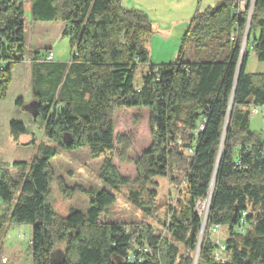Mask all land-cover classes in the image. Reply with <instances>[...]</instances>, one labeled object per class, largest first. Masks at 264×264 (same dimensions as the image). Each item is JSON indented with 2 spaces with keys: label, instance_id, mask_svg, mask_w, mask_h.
<instances>
[{
  "label": "trees",
  "instance_id": "1",
  "mask_svg": "<svg viewBox=\"0 0 264 264\" xmlns=\"http://www.w3.org/2000/svg\"><path fill=\"white\" fill-rule=\"evenodd\" d=\"M253 1L246 0L248 7L239 15H234L238 0H224L197 13L181 39L177 60L154 65L147 48L153 35L150 18L125 8L121 0H31L34 22L64 24L62 38L69 40L72 56L70 63L33 60L32 123L60 149L89 148L92 158L104 156L100 179L120 190L131 181L121 175L112 155L125 161L129 147L126 136L115 133L113 113L147 109L152 143L132 160L136 182L143 186L168 177L176 159L185 166L186 194L164 224L166 235L156 236L148 224L129 232L101 221L105 209L117 201L106 190L91 197L87 213L76 211L73 197L86 191L68 187L54 174L51 161L57 151L41 144L22 181L15 180L10 170L26 169V163L0 167V203L8 210L0 212V239L8 224L30 225L33 264H52L55 253L62 254L63 264H194V258L181 255L170 239L190 253L197 251L204 223L197 202L211 191L236 86L198 264H264V139L251 130L249 111L264 107V74L246 72L247 56L236 85ZM24 17V0H0L1 101L7 98L15 66L24 60ZM255 31L259 35L252 48L264 63V0H255L248 42ZM232 32L237 35L234 43H230ZM221 37L231 45L223 61H184L189 45L204 49L208 41ZM140 65L149 70L137 90L134 79ZM30 104L16 101L25 112ZM9 128L15 142L28 133L21 122L12 121ZM150 196L156 197L154 192ZM129 199L145 215H152V202H145L141 191L130 192ZM215 225L228 232L220 262L211 237ZM59 245L64 250H57Z\"/></svg>",
  "mask_w": 264,
  "mask_h": 264
},
{
  "label": "rangeland",
  "instance_id": "2",
  "mask_svg": "<svg viewBox=\"0 0 264 264\" xmlns=\"http://www.w3.org/2000/svg\"><path fill=\"white\" fill-rule=\"evenodd\" d=\"M180 0H124L122 4L134 3L150 18L152 25L159 33L166 32L168 35L172 32L165 52L161 58L155 57L160 49L154 44L153 54L150 51V40L147 48L150 51V59L158 64L174 63L179 55L181 40L179 35H184L189 25L182 22L192 20L195 13L204 12L208 7H216L224 0H216L213 4H208L205 0L202 6H198L200 0L191 11V1L186 3H177ZM209 5V6H207ZM31 0H24L25 7V40L26 49L24 52L25 62H29L38 57L44 61L49 52H54V63H67L71 59V49L69 40L61 36L64 30L63 23H42L34 22L31 14ZM127 7V6H125ZM194 11V12H193ZM192 13V15H191ZM249 17V15H248ZM187 23V22H186ZM183 24V25H182ZM248 27V26H246ZM250 29V26H249ZM246 34L244 31L242 42ZM259 31H255L247 41L243 53V59L247 56L248 74H264V63L257 60L253 50L254 39L258 37ZM231 43V41H230ZM178 51V52H177ZM231 52V45L227 43L226 37L208 41L207 47L198 49L195 44L189 45L186 49L184 61L188 63L213 62L215 60L223 61ZM47 63V61H44ZM49 63V62H48ZM53 63V62H51ZM242 64V63H241ZM148 65H140L134 79V86L140 90L143 86V77L148 72ZM27 74V87H28ZM27 98V94L24 95ZM14 94L4 101H0V167L3 165L13 166L14 163H26L24 168H11L12 176L15 180L22 181L38 156V148L41 144H48L57 151L56 157L51 161V170L55 175L62 177L68 187H82L86 193H76L73 197V208L81 213H87L90 208V199L103 190L108 191L117 199L116 203L105 209L101 216L103 223L117 224L127 231L131 232L135 227L141 224H148L153 227L155 235H166L164 224L170 221L172 209L179 208V202L183 200L186 194V185L184 182L185 166L178 163L176 159L171 161L172 170L170 175L164 178H154L151 182L141 186L137 184L136 170L134 163L151 145V127L149 124V111L147 109H118L113 113L115 133L117 136L124 135L128 140V150L126 151L125 161H121L118 154L112 155L113 160L122 176L130 179L128 186L120 190H113L100 179V173L105 157L94 159L91 156L89 148L79 150H63L54 143L49 142L44 134V130L38 128L30 121V116L22 109L16 107ZM30 102L26 104H30ZM252 107L249 111H251ZM17 121L23 123L28 130L26 135L20 137L18 142L13 141L9 135L10 122ZM250 127L259 137L264 139V107L260 112L251 114ZM35 140V141H34ZM34 141V142H33ZM118 151L119 148H117ZM131 160V162H130ZM10 170V171H11ZM141 191L145 202H152V215L147 216L130 199V192ZM155 196L150 199V193ZM8 210L1 209L2 213ZM214 242L218 239L224 241L228 237V232L223 229L218 236L211 235ZM32 238V227L30 225L8 224L0 239V264H33L30 251V242ZM179 249L184 257L191 256L195 258L196 253H190L185 246L170 239ZM57 250H64V245H59ZM226 256V255H224ZM54 260H61V255L55 253ZM216 258V254H215ZM227 260V257H226Z\"/></svg>",
  "mask_w": 264,
  "mask_h": 264
},
{
  "label": "crops",
  "instance_id": "3",
  "mask_svg": "<svg viewBox=\"0 0 264 264\" xmlns=\"http://www.w3.org/2000/svg\"><path fill=\"white\" fill-rule=\"evenodd\" d=\"M121 1H122V4H123L124 3V0H121ZM190 1L192 3L191 4V11H192V10H194V7L197 4L198 0H190ZM204 1L205 0H200L198 6H202V4H203ZM215 1L216 0H208V2H210L208 4H211L212 5L213 2H215ZM181 2L186 3V2H189V1H187V0H180L177 3H181ZM125 6H127V7H125ZM125 6L124 7L127 8V9H134V10L141 11L143 13L146 12L143 9H141L140 7H138L137 5H135L134 3H127V4H125ZM207 6H209V5H207ZM208 8H212V7L210 6ZM197 13H199V12L197 11L195 13L194 17L196 16ZM191 15H192V13H191ZM24 22H26V17H24ZM190 22L191 21L187 19L186 21H184L182 23L183 24L185 23V24H188L189 25ZM62 33H63V31H62ZM62 33H61V36H62ZM171 34H172V32H170L169 35L166 32L159 33L153 27V36H152V38L150 40V46H151L150 51L153 54V51H155L154 50V44L155 45L157 44L156 46H158V48L160 49L157 53L155 52V57L157 58V60H158V58H161L163 56L162 53L165 52V49L168 46L169 40L171 39L170 38ZM179 36H180L179 37V41H180L182 39L183 35L181 34ZM150 51H149V53H150ZM70 62H71V59L67 63H70ZM32 64H33V60L32 61H29V62H27V61L25 62V60H23L21 63H19L18 65L15 66L14 71H13V82H12L10 88H9L7 98H8V96L11 95V93H13L14 96H15V98L23 99L24 102H26V103L30 102V100L32 99ZM151 64H153L152 61H151ZM154 65H161V64L154 63ZM27 74L29 75V78H28V87H27ZM26 94H27V98L24 97V95H26ZM15 105H16V102H15ZM0 113H2V112L0 111ZM26 113L30 116V114L28 112H26ZM30 121L32 122L31 116H30ZM9 135H10V131H9ZM10 138H11V136H10ZM1 141H2V138H0V142ZM10 172L12 174V170Z\"/></svg>",
  "mask_w": 264,
  "mask_h": 264
},
{
  "label": "built area",
  "instance_id": "4",
  "mask_svg": "<svg viewBox=\"0 0 264 264\" xmlns=\"http://www.w3.org/2000/svg\"><path fill=\"white\" fill-rule=\"evenodd\" d=\"M253 3H254V1H253ZM238 6L239 7L234 11V15H239L241 13H244L248 7L246 0H238ZM252 9H253V4L251 6V10H250L249 14L252 12ZM230 40L232 43L236 42L237 35L235 34V32H232ZM44 61H55L54 52H52V51L49 52ZM260 109H261V107L253 106L251 109V114L259 113ZM203 130H204V125H201L200 131H203ZM263 132H264V130H263ZM189 153L193 154L194 152H193V150H191ZM238 165H240V163ZM211 200H212V192L210 191V193L208 194V196L206 198L200 199L197 202V211H198V214L203 218V221H205V219L207 221L209 209H210V205H211ZM1 209H2V205L0 203V212H1ZM246 216H247V214L244 213L243 214V220H242L243 225H246V222H244V218ZM223 229H224L223 226L215 225L211 228V232L213 235L219 236ZM216 244L218 245V251L216 253L215 259L217 262H220L222 259V255L226 251V247H225L224 243L222 241H220V239H218Z\"/></svg>",
  "mask_w": 264,
  "mask_h": 264
},
{
  "label": "water",
  "instance_id": "5",
  "mask_svg": "<svg viewBox=\"0 0 264 264\" xmlns=\"http://www.w3.org/2000/svg\"><path fill=\"white\" fill-rule=\"evenodd\" d=\"M254 4H255V0H254V3H253V7H254ZM252 14H253V9H252V12L249 14V17H248V20H247V26L248 27H246V34H245L244 40L242 42L241 55H240V64H239L238 72H237L236 85H237V82L239 80L240 73H241V67H242L241 63H242L243 53H244L245 46H246V43H247L248 38H249V26L251 24ZM235 93H236V86H235V89H234V92H233V95H232V99H231V102H230V105H229L228 115H227V118H226V121H225L222 145H221V148H220V154H219V158H218L217 168H216V171H215V174H214V178H213V182H212V186H211L212 196H213L214 186H215V183H216V178H217V173H218V166H219L220 157H221V151L223 149L225 135H226V132H227V130L229 128V124H230V120H231L232 109H233V100H234ZM33 105L34 104H30L26 108L28 113L29 112H33V109H34ZM206 222L207 221L205 219V221L203 223V226H202L201 233H200V237H199V243H198L196 255H195V258H194V264H198L200 250H201V247H202L203 238H204L205 229H206ZM57 254H60V253H57ZM60 255L62 257V254H60ZM52 264H63V258H61V260H57V261H55L54 258H53Z\"/></svg>",
  "mask_w": 264,
  "mask_h": 264
},
{
  "label": "bare ground",
  "instance_id": "6",
  "mask_svg": "<svg viewBox=\"0 0 264 264\" xmlns=\"http://www.w3.org/2000/svg\"><path fill=\"white\" fill-rule=\"evenodd\" d=\"M47 62L51 63V62H53V61H47Z\"/></svg>",
  "mask_w": 264,
  "mask_h": 264
}]
</instances>
